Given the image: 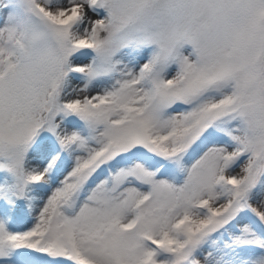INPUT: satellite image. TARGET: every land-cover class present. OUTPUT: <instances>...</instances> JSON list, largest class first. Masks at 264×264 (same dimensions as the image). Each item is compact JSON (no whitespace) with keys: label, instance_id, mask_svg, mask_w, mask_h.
Returning a JSON list of instances; mask_svg holds the SVG:
<instances>
[{"label":"snow or ice","instance_id":"obj_1","mask_svg":"<svg viewBox=\"0 0 264 264\" xmlns=\"http://www.w3.org/2000/svg\"><path fill=\"white\" fill-rule=\"evenodd\" d=\"M0 264H264V0H0Z\"/></svg>","mask_w":264,"mask_h":264}]
</instances>
